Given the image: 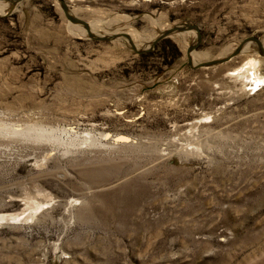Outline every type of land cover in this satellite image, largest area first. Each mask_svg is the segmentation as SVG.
I'll use <instances>...</instances> for the list:
<instances>
[{"label": "rangeland", "instance_id": "374dc122", "mask_svg": "<svg viewBox=\"0 0 264 264\" xmlns=\"http://www.w3.org/2000/svg\"><path fill=\"white\" fill-rule=\"evenodd\" d=\"M0 264H264V0H0Z\"/></svg>", "mask_w": 264, "mask_h": 264}, {"label": "water", "instance_id": "95a60500", "mask_svg": "<svg viewBox=\"0 0 264 264\" xmlns=\"http://www.w3.org/2000/svg\"><path fill=\"white\" fill-rule=\"evenodd\" d=\"M79 22H81V21H79ZM83 23H84V22H83ZM84 25H86V26L88 27V24H87V23H84ZM196 28H197V27L177 26V27H175L174 29L168 31L167 33H164V34L162 35V37L158 40V42L161 41L163 38H165V37H167V36H169V35H172V34H174V33L187 32V31H191V30L196 29Z\"/></svg>", "mask_w": 264, "mask_h": 264}, {"label": "bare ground", "instance_id": "6f19581e", "mask_svg": "<svg viewBox=\"0 0 264 264\" xmlns=\"http://www.w3.org/2000/svg\"><path fill=\"white\" fill-rule=\"evenodd\" d=\"M93 27H94V26L91 24V26H90V28H91V31H93Z\"/></svg>", "mask_w": 264, "mask_h": 264}]
</instances>
